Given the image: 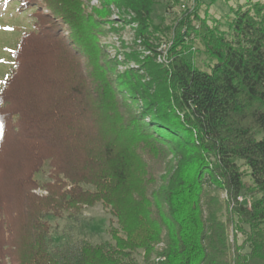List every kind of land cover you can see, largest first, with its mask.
Listing matches in <instances>:
<instances>
[{"label":"trees","instance_id":"obj_1","mask_svg":"<svg viewBox=\"0 0 264 264\" xmlns=\"http://www.w3.org/2000/svg\"><path fill=\"white\" fill-rule=\"evenodd\" d=\"M105 2L156 51V0ZM8 4L34 22L0 87V264H139V249L145 264H264V3L233 8L226 29L188 8L167 65L121 73L85 0ZM198 41L208 68L187 57ZM98 202L123 231L113 243L50 245L49 216Z\"/></svg>","mask_w":264,"mask_h":264},{"label":"rangeland","instance_id":"obj_2","mask_svg":"<svg viewBox=\"0 0 264 264\" xmlns=\"http://www.w3.org/2000/svg\"><path fill=\"white\" fill-rule=\"evenodd\" d=\"M1 1L0 87L11 67L12 59L10 50L14 49L18 43L22 30L31 28L34 22V18L31 16V10L18 16L16 13L18 9L17 4H14L16 9L11 10L13 6L8 3L12 1L16 2V0ZM105 1L106 0H85L87 3L86 8L89 12L95 13L96 20L101 22L99 43L104 49L103 54L106 55L108 60L111 59L117 64L118 72L121 73L129 67L142 68L140 66L141 63H138L136 60L144 61L147 56H152V59H150L152 61L160 63L161 65H167L169 62V49L171 45H173L174 40V26L176 22L183 17L188 8L194 10L195 6H197V8H199L198 14L206 18L210 25L214 26L215 24H219L220 28L226 29L227 15L232 14L233 8L249 0H201L202 3L199 7L197 5L198 0H156V3L153 5L151 18L152 23L159 28L157 29L159 32L156 34L159 36V39L156 37L152 38L150 43L153 47H156V51L149 50L147 46L148 43L139 35V24L134 21V15L131 11L120 8L115 4H106ZM252 1L264 3V0ZM195 22L196 21H194V23ZM201 44L202 43L198 41L194 45V57L193 53L187 54V57L190 59L194 58L196 64L200 67L208 68L207 63L209 62V57L202 51L203 47ZM154 52L159 53L157 57H155ZM153 57H155V60ZM156 69L157 68L153 69L154 74H157L155 73L157 72ZM141 72L145 75L144 77L146 80L153 77L145 68L141 70ZM135 108H137L136 105ZM138 110L139 109L136 110L137 113ZM37 177L40 182L53 179V173L48 163L44 165ZM83 185L85 188H93L90 185ZM36 192L43 195L47 194V191L40 189L36 190ZM225 195V192L221 193L222 197ZM62 211L59 217H48L51 224V246H61L81 239L89 240L94 244L103 242L113 243V230L118 229L120 234H123L121 227L117 223V218L112 215L110 208L104 206L102 202H98L94 205H85L78 209L68 208ZM222 218H225V216ZM242 239L243 236L240 235V241ZM158 246L160 248L164 245L160 243ZM144 253L143 249H139L134 253L139 264H145Z\"/></svg>","mask_w":264,"mask_h":264}]
</instances>
